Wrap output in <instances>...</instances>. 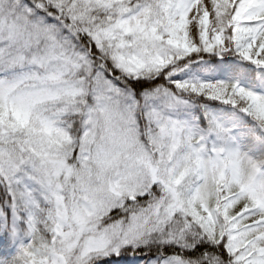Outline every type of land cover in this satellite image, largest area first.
Returning a JSON list of instances; mask_svg holds the SVG:
<instances>
[{
    "label": "snow or ice",
    "instance_id": "1",
    "mask_svg": "<svg viewBox=\"0 0 264 264\" xmlns=\"http://www.w3.org/2000/svg\"><path fill=\"white\" fill-rule=\"evenodd\" d=\"M225 109L264 129V0H0V264H264Z\"/></svg>",
    "mask_w": 264,
    "mask_h": 264
},
{
    "label": "rangeland",
    "instance_id": "2",
    "mask_svg": "<svg viewBox=\"0 0 264 264\" xmlns=\"http://www.w3.org/2000/svg\"><path fill=\"white\" fill-rule=\"evenodd\" d=\"M244 117L242 112L237 111L235 116L227 119L225 122L224 127L229 129V136L231 138L229 140V146L239 152L247 154L253 159L264 158V129L259 128L255 124L258 130L257 135L251 132L238 134V128L233 126L238 122H242V118ZM251 121L254 122L253 120ZM207 140L211 143L216 142L215 137L212 135H209Z\"/></svg>",
    "mask_w": 264,
    "mask_h": 264
},
{
    "label": "trees",
    "instance_id": "3",
    "mask_svg": "<svg viewBox=\"0 0 264 264\" xmlns=\"http://www.w3.org/2000/svg\"><path fill=\"white\" fill-rule=\"evenodd\" d=\"M235 114H237V111L233 110V109H225V110H220V111H216L213 110V115L217 118V120L222 123V125L224 126L225 122L227 121V119L235 116ZM244 114V118H242V122H238L237 124L233 125L234 127L238 128V134H242L245 132H252L257 134L258 130L257 127L255 126V122H252L251 118L248 117L245 113ZM202 119V117H201Z\"/></svg>",
    "mask_w": 264,
    "mask_h": 264
},
{
    "label": "clouds",
    "instance_id": "4",
    "mask_svg": "<svg viewBox=\"0 0 264 264\" xmlns=\"http://www.w3.org/2000/svg\"><path fill=\"white\" fill-rule=\"evenodd\" d=\"M241 154H242V157L244 158V163H243V165H242V168H243V170L245 171V172H247L248 171V167H249V165H248V161L249 160H251L253 163H256V164H264V158H259V159H253V158H251V157H249L247 154H245V153H242L241 152Z\"/></svg>",
    "mask_w": 264,
    "mask_h": 264
}]
</instances>
